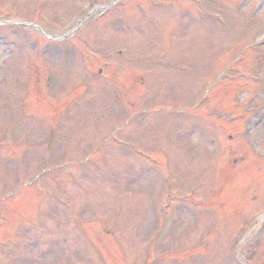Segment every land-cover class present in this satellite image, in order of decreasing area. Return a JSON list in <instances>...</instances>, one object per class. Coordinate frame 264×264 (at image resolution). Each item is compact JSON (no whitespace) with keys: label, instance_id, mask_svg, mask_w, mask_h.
Listing matches in <instances>:
<instances>
[{"label":"rangeland","instance_id":"rangeland-1","mask_svg":"<svg viewBox=\"0 0 264 264\" xmlns=\"http://www.w3.org/2000/svg\"><path fill=\"white\" fill-rule=\"evenodd\" d=\"M113 1L0 0L9 264H264V0Z\"/></svg>","mask_w":264,"mask_h":264}]
</instances>
